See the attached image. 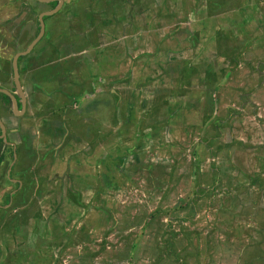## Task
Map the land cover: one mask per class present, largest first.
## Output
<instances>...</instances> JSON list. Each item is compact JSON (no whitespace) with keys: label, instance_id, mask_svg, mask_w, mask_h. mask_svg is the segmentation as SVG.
<instances>
[{"label":"rangeland","instance_id":"374dc122","mask_svg":"<svg viewBox=\"0 0 264 264\" xmlns=\"http://www.w3.org/2000/svg\"><path fill=\"white\" fill-rule=\"evenodd\" d=\"M86 1L87 4H92L93 7L97 8V5H94L91 1ZM93 2H97V0ZM101 2L103 3L104 1L101 0ZM110 3L111 2L108 4ZM221 3L223 4L221 5ZM67 4H69V1ZM241 4H249V6L251 5L250 7L253 6L255 8L253 9L254 15L256 14L254 22L256 27L259 30H262L264 28V0H126V4L124 5H126L127 9L132 8L133 11L136 9L141 13L139 18L136 17L131 21L132 24H127L128 26L126 29L128 30L130 28L128 33L138 32L141 23L143 24L142 42L140 43L136 41V45L141 44L137 45L136 48V50L139 51V54L131 60L133 61L132 63L127 62L125 67H123L125 68V73L120 74L119 72L121 70H118L117 67H113L118 62L119 55H117L116 52L119 51L111 46H109V50L108 48L106 49L108 53L105 56V60L108 59L110 64L108 68H101V71H98L97 57H95L96 62L94 61V58L90 59L93 60L92 66L93 69L94 66L96 67V72L94 73L95 81L90 84L92 88L89 90H95L96 92L93 98V100L97 101L93 102L95 105V108L93 106L94 110L97 108V104H106L107 109L104 113L106 119L105 121H101V124H103V126L106 124V129L110 131L109 136L103 139V142L106 140L108 141V147L106 149L110 151V153H99V156H97V159L95 160L92 157L99 148L98 144L102 141L101 136L104 132L98 131L97 133L99 137L93 143L92 134H75V131L71 130L72 128L76 131L86 128L92 129V126L88 127L86 125L89 122L96 121V119L100 117L97 113H94V111L84 110L87 106V101L85 102L87 95L84 100L80 97V93H87L85 86L83 85V87L80 86L79 88L69 89L68 92L70 93L66 99L62 97V94H58L57 96H60L59 98L62 100V103L60 100H58V102L61 103V107L64 109L70 108L69 110L72 111L73 109V111H76L77 108H79V111H82L81 113L87 112L88 115L82 114L83 119L86 120V122L85 124L81 122L79 116L82 115L74 117L70 122L72 126L69 130L71 131H65L63 134L60 133L55 138L50 139H53L56 148H53V144L49 146V144L46 143V147H44L43 140H45V136L36 137L34 148H31L30 151L32 152L28 153L30 155V157L28 155V158L31 160L25 162V174H28L29 179L33 181L31 184L32 194L26 199V201H24L26 208L23 211H20V207L16 206L17 199L15 198V193L12 194L14 196H12V198L11 196H8L9 201L4 206H7V210L5 209L3 211L6 213L4 214L6 220L4 222V229L0 230V242H7L0 243V264H28L25 256L31 257V260H35L37 257L36 255L38 254L37 240L39 238L41 242L46 243L48 244V247H51L54 241H56L57 236L58 242L60 243L59 250L65 249V246L68 243L67 247L71 249L72 253H75L76 249L93 246L95 250L101 249L99 255L103 254L102 256L104 259L109 257L111 264H114L112 262L114 258L115 260L118 258L117 255L119 252L116 248L121 247L120 253L122 254L123 248L126 251L130 237L133 238L134 236H136V242L142 238V242L147 240L149 241V244L153 243V246H156L155 251L146 253V256L148 257L153 256L157 259V257L161 258L167 254L170 256L172 253V257L180 258L178 249L176 248V236L174 235L176 234V230L174 231L172 228H177L182 233L186 232V229L188 228H184L183 225H181L183 223L181 217L184 214L183 211H189L190 209H194L198 212L199 219L204 226H207L205 230L200 231V233L204 232L208 235L205 238L203 254L205 255L204 258H209L210 263L207 260L205 261V264H262L261 260L253 261L250 258L253 256V249L244 250L241 254V250L237 246L235 247L233 244H230L229 240L232 235L238 239L247 236L246 230L255 231L252 227L264 230V208L250 211L247 208H243V203L239 204L236 207L238 214L245 210L247 213H251L250 217L244 221L238 219V217H236L231 211L230 213L221 212V203L226 207L225 204L227 201L225 200L223 203L222 199L225 197V194L228 193V188L231 185L229 184L227 187L225 182H223V175H220V170L215 169L212 166L216 162V158H210L207 166L201 165L197 168L196 165L200 161H198L196 153L193 151L196 149V146L193 148L192 145H189L190 148L192 147L190 153H188V150L186 149H181L179 154L177 152V146H184V148L188 149L184 142V135H181V130L184 127L185 128L182 131H191L194 135L198 131L205 134L209 131L208 125H206L205 121L201 120L202 116L197 110H200L201 107L203 108V106L200 105V102L203 101V97L207 93L204 82H207V86H209V82L213 80L212 78V80L208 82V80L203 79L202 73L208 69L210 70L211 67L201 66L196 68L190 66L189 69H191L193 73L189 76L188 74H185V70L182 71L180 68L182 66L180 64L181 61H173L168 64V67H166L169 70H173V73L162 75H160V73H152V75H150L151 72L149 73L150 67H153L154 65H162V63L165 62L168 56L167 53H175L179 48H182L183 45H186L188 49H192L197 42L196 36L213 35L215 37V34L217 33L220 53L216 56L218 57L216 60L222 73L214 75V80H216L218 84L223 85V87L227 85L226 89L221 90L224 106L226 105L225 102L229 101V98H231V103L239 104L240 101L233 97L235 96L234 89H237V91L240 90V79L236 82L232 79L234 77V72L231 69L225 74L224 71H227V68H229L226 60H229L230 62L232 61V66L238 65L243 75L244 68L248 66L254 68L257 65V59L260 55L259 52H264V49L261 47H259L261 50L255 52L252 49V46L251 50L249 46H246L249 39H256L253 34H250L249 36L241 34L239 39L242 40L235 41L231 52L228 50L232 41L227 39L228 35L230 36L231 32L232 35L236 37L239 33L237 30V19L240 11L239 9H232L241 7ZM72 6L76 7L75 5ZM72 12L77 14L79 13V9ZM111 12L113 13L112 10ZM232 14L237 15V18L233 19ZM206 17L211 19L214 18L215 22H210ZM79 28V26H76V30L74 27L72 28L74 29V34L71 35L73 36L72 38H74L72 43L76 41L75 39L81 37V31H79ZM209 30H211V33ZM128 33H126L127 36ZM111 40L112 39L108 40V43ZM186 40H188V42ZM159 41L162 45L159 43V48H157L155 46H157ZM87 42L90 43L89 40H87ZM88 43H86L87 48ZM72 50H77L74 44L72 45ZM92 53H89L90 57L94 56V53ZM95 54H97V52ZM223 56H225L226 59L223 58ZM84 60L85 58L82 57L74 63H70L72 60L69 61L67 63L69 65L67 66V71L70 72L74 69L75 73H81ZM45 64L47 63H44L43 65ZM131 64L136 65L132 68ZM190 65H196V62ZM126 67L130 69L127 70L128 68ZM131 70L137 71L130 73ZM102 71H104L106 75L103 74ZM205 75L207 79L210 78V74ZM237 75L238 73L236 76ZM108 76L109 85L103 86L102 81L107 79ZM113 76L115 78H112ZM75 77H77L76 74ZM217 79L219 81H217ZM119 80L130 82V84L124 89L118 90L115 87ZM74 82L73 80L71 81L72 86L75 85ZM134 82L136 83L135 90L132 84ZM255 82L258 85L260 80H255ZM56 83L60 87L62 85L65 86L66 82L62 79H57ZM148 84L150 85L148 86ZM143 86H145V88L139 92L137 88H142ZM231 88L233 90H231ZM119 93H122V95L127 98V101L124 99L121 104H118L117 99ZM138 93H140L141 96H139ZM169 93H172L173 95ZM210 93L211 96H215L217 99L220 91L214 93L213 90H211ZM132 95L133 97L137 96L142 102L153 101L158 97H169L170 99L175 100L183 98V102L187 101V103H183L187 105L186 108L184 107L185 109L180 112V124L176 121V117L173 118V120L168 119L165 122L163 121L162 130L169 126L168 128H172L174 133L169 135L167 140H165L163 133H161L162 139H151V147H149V150H146V156L149 152L154 153V155L157 153V159L161 158V154L164 155V159H167V153L170 155L174 153L176 159L174 167L170 170L163 171V173L172 171L173 181L171 183L167 182L165 178L159 179L160 170H152V173H150L151 176H149L148 173L144 175L145 172L142 171L139 177H147L150 182L141 180V182L139 181L138 184H134L133 186L114 185L109 189L108 186L105 185V189L101 181L102 166L106 163L96 162H102L107 156L114 157L121 152L122 141H129L124 135L133 130V125L131 123H134V121L129 123L128 120H131L132 118L136 119L138 123V129L136 131L138 132V130H140L146 132L149 137L151 133L150 131H154L155 128L153 123L150 125V117L144 116L146 113L150 114V104H147V110L141 112L139 109L141 112L139 114V119L135 117L133 111L129 110L128 99H130ZM212 99L215 103L217 102L215 98ZM241 101L244 102V98H242ZM255 101H258V98H256L254 102ZM58 102L55 101L57 105L59 104ZM115 103L116 107H112L111 105H115ZM41 111H43V113L46 112L47 107ZM154 111L155 110H153V113ZM156 111L159 116H164L161 109H156ZM174 113L176 114V112ZM157 123L160 124V122ZM144 124L145 126L143 127ZM64 128L65 127H63V129ZM118 130H120V132ZM132 136L137 138V133H133ZM81 141H84L88 145L92 143L93 147L95 146V149L91 147L86 150H77L73 147L74 145L77 146ZM164 141L166 143L163 145ZM219 141L220 144H222V141ZM156 142L160 144V146L156 147ZM161 145H168V147H161ZM101 146H104V144L102 143ZM221 147V149L226 150L227 152L231 150V147L228 144H223ZM50 152L54 153L50 155ZM188 156H192V162L188 161ZM93 161L96 164L93 165ZM3 162L4 161L0 163V171L5 172H0V176L8 171L6 167L7 164L2 165ZM58 164L63 166L61 167V170L58 169ZM85 164L87 170L85 174L86 178L82 179L81 176L83 175L81 174V171ZM242 165L244 166V163ZM114 167L115 171L111 170L110 176L113 174L117 176L116 172H118V169L115 165ZM228 171L231 170L228 169ZM17 172V168L11 170L9 173V179L12 180L14 178L15 181L18 180L19 182H25V178L19 176L16 178L15 174H18ZM25 174H23V177H25ZM54 185L56 186L55 189ZM196 186L199 187L202 192V194H200L202 195L200 199H196ZM0 187L4 193V184L0 183ZM58 188H61L60 194L69 192L81 195L80 198L82 201H80V203H82V208H87V210L81 209L73 202H67L64 199L56 198L54 195L58 194ZM90 188H92L91 194L88 193L87 195L85 194L86 192L82 193L83 191L90 190ZM6 191H8V187L6 188ZM95 191H99L100 196H94ZM7 194L8 193H4L3 195ZM39 196L45 197L41 201ZM87 196L89 199H86ZM231 203V207H234L235 201H232ZM214 211L217 216L215 226L217 224V228L221 233L219 235V237H221L220 242L217 238L218 233H216V235L213 234V230L211 229L214 226V222L210 214L212 213L213 215ZM18 214L20 215L18 218V226L22 229L20 233L14 230L17 226L16 222H10ZM36 215H39L40 219L35 222L33 216ZM132 215H135V218L130 224ZM27 218H29L30 221H27ZM1 220H3V217L0 218V221ZM163 220L168 221L170 225V228L168 227L164 233L162 232ZM141 226H143V228H140ZM11 227H13V229H11ZM83 227L84 231L81 230ZM89 227L92 229H89ZM197 228L196 224L190 223L189 229L193 232L194 229ZM66 229L70 231L69 233L72 237L68 238L65 242V239L62 237L65 235L63 232ZM43 231L47 234H38V232ZM90 232L93 233L91 234ZM258 233L257 235L261 237ZM186 236H188L187 232ZM197 237L198 235L196 234L195 241L197 240ZM12 238H15L16 240H11ZM25 238L33 243V246L35 247L34 249L31 247L25 248V244H21L23 243L22 240H25ZM5 245L8 247L7 250H4ZM194 245L196 247V244ZM132 248L133 246H130V250ZM138 250L139 253L136 255L137 257H139L142 252L139 246ZM261 251L263 250L261 249ZM20 252H22V254H20ZM158 252L159 255L156 257L155 255ZM85 253L86 251L82 250L80 255L84 257ZM142 253H145V251ZM126 257H128V255ZM167 262L169 263V261ZM85 263V259H82L76 260L71 264Z\"/></svg>","mask_w":264,"mask_h":264},{"label":"crops","instance_id":"0c3cea01","mask_svg":"<svg viewBox=\"0 0 264 264\" xmlns=\"http://www.w3.org/2000/svg\"><path fill=\"white\" fill-rule=\"evenodd\" d=\"M68 1L69 4H67ZM71 1L72 3L74 2V0H63L61 12H59L55 16L44 19L46 25V35H44V39H39L35 47L31 50L32 53L30 55L22 56L17 60V79L19 81L21 91L24 94V99L22 101V113L25 110V95L26 93L28 95L30 94L29 98H26V117L24 116L22 118L12 120L7 113L9 106L10 108H12V106L6 104V99L3 98L4 96H0V104L7 105L6 107H0V121L1 123H3V126L6 127L8 136L7 145L5 146H9L8 150H11L10 146L16 148L18 150L19 162L23 164V166L17 168L18 175L15 174L16 178L18 176L25 178L23 177V174H25V162L27 160H31L30 158H28V153L32 152L30 150L31 148H34V141L37 136H45V140H43L44 147H46V143L49 144V146L53 144V148H56L53 139H50L55 138L60 133L63 134L65 131L73 130L75 131V134H92L93 143L99 137L97 132L102 131L104 132V134L101 136L102 141L100 142V144H98L99 148L95 153L93 152L94 154L92 157L95 160L97 159V156H99V153H110V151L106 149L108 147V141L106 140L105 142H103V139L109 136L110 131L106 129V124H104V126L103 124H101V121H105L106 119V115H104L107 109L106 104H97V108L94 110L95 105L93 104V102L97 101L93 100V98L96 92L95 90H89L90 88H92L90 84L95 81L94 73L96 72V67L94 66L93 69L92 66L93 60L90 59L94 58V61L96 62L95 57H97L98 71H101V68H108L110 64L108 62V59L105 60V56L108 53L106 49L108 48L109 50V46H111L115 50L119 51L116 52V54L119 55L118 62L113 67H117L118 70H121L119 74L125 73V68L123 67H125L127 62L132 63L133 61L131 60L139 54V51H137L136 48L137 45L141 44L136 45V41L140 43L142 42L143 25L141 23L138 32L128 33L130 28L126 30L128 26L127 24H132L131 21H133V19L136 17L139 18L141 16V13L134 9L131 18L128 16L122 17V14L120 13L126 8V5H124L119 10L118 8L113 9V3L111 1L110 5H106L105 0H103V3L101 2V0H97V2H93L96 0H89L94 5H97V8L92 9L86 7L85 9H92V12H90L89 14L78 15V18L75 19L72 16V14H74V12L72 11H74L75 7L72 6ZM54 4L56 5V3ZM54 4H43L37 2V0H0V89H4L12 93V95L17 96L18 93L14 85L15 83L13 82V67H11L13 58L16 55L25 52L27 46L30 45V43L33 41V37L39 29V27L37 26L38 16L41 12L48 11ZM250 6L249 4H241V7L239 9L240 14L237 19V30L239 33L236 35V37H234L231 32L230 36L227 34V39L232 40L230 48L228 49L230 52L233 49V44L235 43V41L242 40L239 39L241 34L247 36L253 34L254 37H256V39H249V42L246 44L247 47H250V50L251 46L255 52H258L259 50H261V48L264 49V28L262 30H259L256 27V24L254 22L256 14L254 15L253 11V9L255 8L253 6ZM234 9L236 8H233L232 10ZM95 10L96 12L93 18L92 13ZM111 10L113 11V13L111 12ZM61 17H65L64 20ZM232 17L233 19L237 18V15L232 14ZM207 19L210 22H215L214 18ZM76 26L80 27L79 31H81V37L79 39H75L76 41L72 43L74 40V38H72L73 36H71L74 34V29L72 28L74 27L76 30ZM209 31L211 33V30ZM126 33H128V36L126 35ZM110 39L112 40L108 43V40ZM87 40H89L90 43H88ZM196 40V45H194L192 49H188L186 45H183L182 48H179L177 50V52L167 53V59L164 63H162V65H154L153 67H150V75H152V73H160V75L173 73V70H169L166 67H168V64L173 61H181L180 64L182 66L180 68L182 69V71L185 70V74H188L189 76L191 73H193L191 69H189L190 66H194L196 68H199L201 66H210V70L208 69L207 71H203V79L208 80V82L212 80V78L214 80V75L222 73L220 71V66L217 64L216 60V58H218L216 56H218L220 53V48H218L217 41L218 38L214 37L213 35H203L198 37L196 36ZM186 41L188 42V40ZM86 43H88V48ZM159 43L160 45H162L159 41L157 43V46L155 47L159 48ZM73 44L77 49L75 51L72 50ZM43 50H48V52L46 54H43L42 56H39V54ZM92 52L94 53V56L90 57L89 53ZM96 52L97 54H95ZM259 53L260 55L257 59V65L254 68H252L251 66L245 67L243 75L238 66H232V61L230 62L229 60H226L229 68H227V71H224L226 72L225 74H227L229 69H231L234 72V77L232 79L235 82L240 79V90L237 91V89H234L235 96L233 95V98H236L240 101L239 104L231 103V98H229V101L225 102L226 105L224 106L222 102L221 90L226 89L227 85L223 87V85L218 84L216 80H212L211 82H209V86H207V82H204L207 93L203 97V101L200 102V105H202L203 108L201 107L200 110L197 111H199V114L202 116L201 120L205 121L206 125H208L209 131L207 134L198 131L194 135V133L191 131H182L185 128L184 127L181 130V135H184V142L186 143L188 149L184 148V146L176 145L178 147V154L180 153L181 149H186L188 150V153H190V151H192V147L190 148L189 145H192L193 148L196 146V149L193 151L194 153H196V158L198 159V161H200L196 165L197 168H199V166L201 165L207 166L210 158H216V162L212 166L215 169L220 170V175H223V182H225L227 187L229 184L231 185L228 188V193L225 194V197L222 199L223 203L225 202V200H227L225 204L226 207H224V204L221 203L220 211L224 213H230L231 211L236 215V217H238V219H241V221L249 218L251 213H247L245 210L244 212L238 214L236 207L239 204L243 203V208H247L250 211L264 208V52L261 51ZM82 57H84L85 60L84 64L82 65L83 69L81 73H75L74 69H72L70 72L67 71V66H69L67 63L69 61L72 60L70 63H74ZM223 58L226 59L225 56H223ZM195 62L196 65H190L192 63L194 64ZM44 63L47 64L43 65ZM135 65L136 64H131L132 68H134ZM129 69L130 68H128L127 70ZM135 71L137 70H131L130 73H134ZM102 73L106 75L104 71H102ZM237 73L238 75L236 76ZM75 74L77 77H75ZM205 74H210V78L207 79ZM112 78L115 77L113 76ZM57 79H62L64 82H66L65 86L62 85L59 87L56 83ZM72 80L73 82L75 80V85L73 86L71 84ZM255 80H260L261 84L259 83L257 85ZM217 81L219 80L217 79ZM36 82L39 84H37ZM102 82L103 86H108L109 76ZM129 84L130 82L119 80L115 88H117L118 90H122L126 86H129ZM132 84L135 90L136 83L134 82ZM83 85L85 86L87 91V93H80V97H82L83 99L87 95V99H84L85 102L87 101V106L84 110L92 112L94 111V113H97L100 117L97 116L98 118L96 119V121L89 122L86 125L88 127L92 126V129L86 128L76 131L74 130V128H72L71 130H69L72 126L70 122L74 117L82 114H88L87 112L81 113L82 111L80 112L79 108H77L76 111H73V109L71 111L69 110L70 108L64 109L63 107H61L62 100L59 98L60 96L57 95L62 94V97L66 99V97H68V94L70 93L68 92L69 89L79 88L80 86L83 87ZM149 85L150 84H148V86ZM145 86H143L142 88H137V90L141 92L145 88ZM211 90H213L214 93H218V91H220V93H218L219 97L217 99L215 96H211ZM231 90L233 89L231 88ZM169 94L173 95L172 93ZM138 95L141 96L140 93H138ZM212 98H215L217 102L215 103ZM242 98H244V102L241 101ZM256 98H258V101L254 102ZM124 99L125 101H127V98H125L122 93H119L117 103L121 104ZM58 100H60L61 103L58 102ZM55 101L59 104L57 105ZM128 102V106L130 107L129 110L135 113V117L137 119L140 118L139 114L143 110H147V104H150V114L146 113L144 114V116L150 117V125H152L153 123L155 125V128L154 131H150L151 133L149 137L146 132H142L140 130H138V132L136 131L138 129V123L136 119L132 118L131 120H128L129 123L131 121H134V123H131L133 125V130L124 135L129 139V141H122L123 143H121V152L114 157L107 156V158H104L102 162H96L106 163L102 166L101 183L103 184L104 188L105 185L108 186V189L114 185L133 186L134 184H138L139 181L141 182V180L150 182L147 177L143 178L142 175V178L139 177L142 171L145 172L144 175L148 173L149 176H151L150 173H152V170H160L161 172L159 174V179H163L168 176L167 173H163V171L170 170L175 165L176 159L174 153L172 155L167 153V159H164V155L161 154V158L157 159V153H155L156 155H154V153L149 152L146 156V150H149V147H151V139H162L161 133H163L165 140H167V137L174 133L172 131V128H168L169 126L165 127L164 130H162L163 123L168 119L173 120V118L176 117V121L180 124V112H182V110L186 108L187 105L183 103H187V101L183 102V98L175 100L170 99L169 97H158L153 101L142 102L137 96L133 97L132 95L131 98L128 99ZM111 106L116 107V103L115 105ZM46 107L47 111L43 113V111L41 110H44ZM139 109L141 112L139 111ZM156 109H161L164 116H159ZM153 110H155L154 113ZM174 112H176V114ZM79 117L81 119V122L85 124L86 120L83 119V115ZM157 122H160V124H158ZM144 126L145 124L143 125V127ZM63 127L65 128L63 129ZM120 130L118 131L120 132ZM133 133H137V138H134L132 136ZM218 139L222 141V144H220V141ZM102 143L104 144V146H101ZM165 143L166 142L164 141L163 145ZM223 144H228L231 147V150L227 152L226 150L221 149V146ZM163 145H161V147ZM157 146H160V144L156 142V147ZM165 146L168 147V145ZM73 147H75L77 150H86L90 149L91 147L95 149V146L93 147L92 143L88 145L84 141H81V143H78L77 146L74 145ZM53 153L50 152V155ZM188 161L192 162V156H188ZM92 163L93 165L96 164L94 161ZM243 163L244 166L242 165ZM114 165L118 169V172H116L117 176H115L114 174L110 176L111 170L115 171ZM61 167L63 166L59 165L58 169L61 170ZM83 167L84 168L81 171V174L83 176H81V178L85 179V174L87 172L85 168L86 164ZM228 169H230L231 171H228ZM0 178V183H3L5 181L4 175H1ZM13 180L15 179L13 178ZM30 180L31 179H25V182H29ZM55 187L56 186L54 185V189ZM197 189L198 190H196L197 192L195 194L196 199H200V197L202 196L200 194H202V192L200 191L199 187H197ZM58 191V193H61V188H58ZM6 192L9 193V189ZM84 192H86L85 194L87 195L88 193L91 194L92 188H90V190L83 191L82 193ZM3 194L4 193H2L1 195ZM94 196H100L99 191H95ZM40 198L41 201L44 199L42 197ZM86 199H89V197L87 196ZM8 201L9 199H0V218L3 217V220L0 221V230L4 229V222L6 220L4 214L6 213L3 211L5 209L7 210V206H4L8 203ZM232 201H235L234 207H231ZM20 203H23V205H21ZM16 204V206L20 207V211L24 210L23 206H25L26 208L25 202H22L21 200H16ZM79 205L80 203L77 204V206L81 208V206ZM81 209L87 210V208ZM183 213L184 214L181 217L183 223L181 225H183L184 228H188L186 229L188 236H186V232L182 233L177 228H172L174 231L176 230V234L174 235L176 236V248L178 249L180 258L172 257V253L170 254V256H168V254L166 253V256L158 258L157 256L159 255V252L155 255L157 259L153 256L148 257L146 256V253L155 251L156 246H153V243L149 244V241L147 240H145V242H142V238H140L138 242H136V236H134L133 238L130 237L128 246L126 247V251L123 248L122 254L120 253L121 247L116 248L119 252L117 255L118 258L116 260L114 258L112 262L114 264H171V262L172 264H205V261L208 260V262L210 263L209 258H204L205 255L203 254L205 238L208 235H206V233L204 232L200 233V231L205 230L207 226L203 225L202 221L199 219L200 217L198 215V212H196L194 209L183 211ZM210 216L212 217L214 222V226L211 229L213 230V234L216 235V233H218L217 238L220 242L221 237H219V235L221 233L217 228V224L215 226V223L217 222L215 211L214 214L212 215L211 213ZM134 218L135 215H132L130 224L132 221H134ZM190 223H194L198 227L197 229H194V232L189 229ZM168 227L170 228L168 221L163 220L162 232L164 233L165 230L168 229ZM140 228H143V226H141ZM252 228L255 229V231L246 230L247 236H244L240 239L235 238L231 234L232 236L229 240V243L233 244L235 247L237 246L241 250V254L244 250L253 249V256L250 258L253 261L261 260L262 264H264V230L254 227ZM89 229L92 228L89 227ZM66 230L63 232L65 235L62 237L63 239H65V242L68 238L72 237V235H70L69 233L70 231ZM81 230L84 231V227ZM90 233L92 234L93 232ZM257 233L260 234L261 237H259ZM38 234L42 235L47 233L43 231L38 232ZM196 234L198 235V237L195 241L194 239ZM11 240L16 239L12 238ZM27 240L28 239L25 238V240H22L23 243L21 244L24 245ZM6 242L0 243L2 244ZM68 244L65 246V249L59 250L60 243L58 242V236L56 237V241H54L51 247H48V244L41 242L39 238L37 240L38 254L36 255L38 258V262L36 264H60V262L61 264H71L76 260L82 259H85V264H111L109 257L104 259L102 256L103 254L99 255V251L101 249L95 250L93 246H89L82 249H76L75 253H72L71 249L67 247ZM194 244H196V247ZM130 246H133L131 250ZM138 246L140 247L142 252L145 251V253L141 252V255L139 257L136 256L139 253ZM5 249H8L7 245L4 246V250ZM261 249L263 251H261ZM82 250L86 251L84 257L80 255ZM20 254H22V252H20ZM127 255L128 257H126ZM167 261H169V263Z\"/></svg>","mask_w":264,"mask_h":264},{"label":"flooded vegetation","instance_id":"af4514ba","mask_svg":"<svg viewBox=\"0 0 264 264\" xmlns=\"http://www.w3.org/2000/svg\"><path fill=\"white\" fill-rule=\"evenodd\" d=\"M116 1H120V0H111V2L113 3V9H115V4L117 3ZM116 2V3H115ZM108 2H106L105 4L106 5H110V4H107ZM52 4V3H51ZM54 4V3H53ZM58 4H54L48 11H50V10H53L54 8H56V6H57ZM72 5H75L76 7L74 8V11L78 8L79 9V13H77L76 15H75V13L74 14H72V16L76 19V18H78L77 16L78 15H82V14H89L90 12H92V9H95L96 7H93L92 5H90V4H87V1L86 0H76V1H74L73 3H72ZM86 7H88V8H92V9H90V10H88V9H85ZM122 7H120L119 8V10L121 9ZM61 10H62V8L55 14V15H57L59 12H61ZM47 12V11H46ZM95 12H96V10L92 13V17L94 18V14H95ZM41 13H44V12H41ZM40 13V14H41ZM54 15V16H55ZM97 16V15H96ZM61 18H63V20H64V18L65 17H61ZM46 19V18H45ZM44 20V19H43ZM44 23H45V21H44ZM37 26L39 27V23H37ZM45 29H46V25H45ZM45 29H44V33L42 34V36H41V38H43L44 39V35H46L45 34ZM39 31H40V28L38 29V31H37V33L35 34V36L33 37L34 39L39 35ZM40 38V39H41ZM33 39V40H34ZM34 51V50H33ZM48 52V50H43L40 54H39V56H42L43 54H46ZM32 52H30V54H31ZM29 54V55H30ZM37 83V82H36ZM37 84H39V83H37ZM26 86H27V83H26ZM30 95V94H29ZM29 95L26 93V95H25V106H26V103H27V99L29 98ZM1 96V95H0ZM2 97V96H1ZM4 99H6V97H3ZM27 98V99H26ZM6 104H9V105H11L10 104V102L6 99ZM6 104H3V105H1L0 104V107H6L7 105ZM18 107H17V110H18V116H16V115H14L12 112H11V110H10V106H9V108H8V110H7V113L9 114V117L12 119V120H14V119H19V118H22V117H26V115H27V109H25L24 110V113H23V115H20V114H22V100L20 99L19 100V102H18ZM0 120H1V118H0ZM3 124V123H2ZM0 129H1V127H0ZM3 130H5L4 131V133L2 132V130H0V163L2 162V161H4L3 163H2V165L3 164H7V169H9V170H13V169H15V168H19V167H21V166H23V164L21 163V162H19V155H18V151H17V149L16 148H13V146L11 147L10 146V148H11V150H8V147L9 146H5V145H7V140H8V136H7V130H6V127L4 126V129ZM2 149H6V150H2ZM5 151V152H4ZM25 168V167H24ZM23 172V171H22ZM18 175V174H17ZM18 178V177H17ZM25 179H29V177H28V174H25ZM17 181V180H16ZM33 183V181L32 180H30L29 182H24V181H21V182H19V181H17L16 183H11L9 180H7V179H5V181L3 182V184H4V186H5V188H7V187H9L8 189H9V193L7 194V195H1V192H2V188L0 189V199H7L8 200V198L12 195V194H16L15 195V198L17 199V200H21L22 202H24V201H26V199L27 198H29L30 196H31V184ZM10 185V186H9ZM45 189V188H44ZM3 193V192H2ZM5 193H7L6 192V190H5ZM65 194H60V193H58V194H55L54 196L56 197V198H58V199H64L65 201H67V202H73L74 204H75V202H78V203H80V201H82V199L80 198L81 197V195H77L76 193H66V192H64ZM9 196V197H8ZM14 197V196H13ZM39 197H42V198H44L45 196H39ZM38 197V198H39ZM12 198V197H11ZM40 199V198H39ZM21 205H23V203H20ZM76 206H77V204H75ZM79 206H81V208H82V203H80V205ZM23 208L25 209V206H23ZM20 214V213H19ZM17 215L16 217H14L13 219H12V221H10L11 223H15L16 222V224H17V226H16V228L14 229V230H16L18 233H20L21 231H22V229L18 226V218L20 217V215ZM34 218H35V222L36 221H38L39 219H40V216L39 215H36V216H33ZM27 221H30V219L29 218H27ZM11 229H13V227H11ZM32 237V236H31ZM29 247H31L32 249H34L35 247L33 246V243H31V242H29L28 240L25 242V248H29ZM26 253V252H25ZM25 256V255H24ZM31 257H26L25 256V259H26V261L28 262V264H32L33 262H34V260H31L30 259Z\"/></svg>","mask_w":264,"mask_h":264},{"label":"water","instance_id":"95a60500","mask_svg":"<svg viewBox=\"0 0 264 264\" xmlns=\"http://www.w3.org/2000/svg\"><path fill=\"white\" fill-rule=\"evenodd\" d=\"M37 2H39V3H43V4H47V3H56V4H58L57 6H56V8H54L53 10H50V11H47V12H44V13H41L39 16H38V23H39V28H40V31H39V35L30 43V45H28L27 46V48H26V50H25V52L24 53H21V54H19V55H16V56H14V58H13V61H12V66L11 67H13V72H14V74H13V82L15 83L14 85H15V88H16V90H17V96L16 95H12V93H10V92H8V91H6V90H4V89H0V95L1 96H4V97H6V99L10 102V104H11V106H12V108H10V110H11V112L14 114V115H16V116H18L19 114V112H18V110H17V107H18V100H20V99H22V101H23V99H24V94H23V92L21 91V87L19 86V81H18V79H17V60L19 59V58H21L22 56H27V55H29L30 54V52H31V50L35 47V45L37 44V42L39 41V39L41 38V36H42V34L44 33V29H45V23H44V20L43 19H45V18H49V17H52V16H54L59 10H60V8L62 7V3H63V0H37ZM25 109H26V106H25ZM23 113H24V111H23ZM23 113L22 114H20V115H23ZM0 127H1V129L0 130H2V132L4 133V131L5 130H3L4 129V126H3V124L1 123V121H0ZM8 171H6V173H4V176H5V178H7L10 182H12V183H14V182H17V181H15V180H11V179H9V173H10V171L11 170H9V169H7ZM1 173L2 172H5V171H0ZM5 190H6V188H5ZM5 193V192H4ZM13 195H11V197H12Z\"/></svg>","mask_w":264,"mask_h":264},{"label":"trees","instance_id":"16d2710c","mask_svg":"<svg viewBox=\"0 0 264 264\" xmlns=\"http://www.w3.org/2000/svg\"><path fill=\"white\" fill-rule=\"evenodd\" d=\"M111 0H105V2H110ZM117 2V3H116ZM115 3V9H119L120 7H123L124 6V4H126V0H120V1H116ZM107 3V4H108ZM218 4H219V2H218ZM223 3H221V5H222ZM226 4V3H225ZM225 8H226V6H225ZM238 9H240V7H236V10H238ZM134 11H133V9L132 8H125L120 14H122L121 16L122 17H124V16H128V17H130L131 18V15H132V13H133ZM220 13V12H219ZM218 36V34L216 33L215 34V37H217ZM219 40V39H218ZM75 204H79L78 202H75ZM38 262V258L36 257L35 258V260H34V262L32 263V264H36Z\"/></svg>","mask_w":264,"mask_h":264},{"label":"clouds","instance_id":"9594fccd","mask_svg":"<svg viewBox=\"0 0 264 264\" xmlns=\"http://www.w3.org/2000/svg\"><path fill=\"white\" fill-rule=\"evenodd\" d=\"M240 56H241V54H240ZM235 64V63H234ZM235 66H238V65H235ZM226 73V72H225ZM231 80V79H230ZM167 177H165V179H166V181L167 182H171L172 183V181H173V172L172 171H169L168 173H167ZM169 175H171V176H169ZM13 180V179H12ZM12 183V182H11ZM14 183H16V182H14ZM13 184V183H12ZM198 190V189H197Z\"/></svg>","mask_w":264,"mask_h":264}]
</instances>
